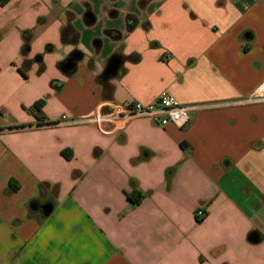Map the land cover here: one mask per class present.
Instances as JSON below:
<instances>
[{
	"label": "crops",
	"instance_id": "0c3cea01",
	"mask_svg": "<svg viewBox=\"0 0 264 264\" xmlns=\"http://www.w3.org/2000/svg\"><path fill=\"white\" fill-rule=\"evenodd\" d=\"M263 81L264 0H0V264H264ZM163 90L187 127L58 124Z\"/></svg>",
	"mask_w": 264,
	"mask_h": 264
},
{
	"label": "built area",
	"instance_id": "2783aa9c",
	"mask_svg": "<svg viewBox=\"0 0 264 264\" xmlns=\"http://www.w3.org/2000/svg\"><path fill=\"white\" fill-rule=\"evenodd\" d=\"M249 101L264 103V81ZM100 108V110L98 109L85 117L63 116L58 124H85L93 126L100 133L110 134L123 132L130 122L147 118L161 127L173 124L181 129L190 124L192 112L198 109L196 106L180 103L167 90H163L157 100L150 104L107 102L100 106ZM196 215L197 218L205 217L203 210H199Z\"/></svg>",
	"mask_w": 264,
	"mask_h": 264
},
{
	"label": "water",
	"instance_id": "95a60500",
	"mask_svg": "<svg viewBox=\"0 0 264 264\" xmlns=\"http://www.w3.org/2000/svg\"><path fill=\"white\" fill-rule=\"evenodd\" d=\"M120 63V60L118 58H113L108 67H107V75H114V73L117 70V67ZM74 67V65L72 63H68L67 65V69L68 70H72V68ZM55 208V205L53 202H46L45 204H41L39 201H33L32 202V209L34 211H39L41 210L43 212V215L48 217L52 214L53 210Z\"/></svg>",
	"mask_w": 264,
	"mask_h": 264
},
{
	"label": "trees",
	"instance_id": "16d2710c",
	"mask_svg": "<svg viewBox=\"0 0 264 264\" xmlns=\"http://www.w3.org/2000/svg\"><path fill=\"white\" fill-rule=\"evenodd\" d=\"M39 107H40V104L35 105V108H39ZM133 201H135V200H133Z\"/></svg>",
	"mask_w": 264,
	"mask_h": 264
}]
</instances>
